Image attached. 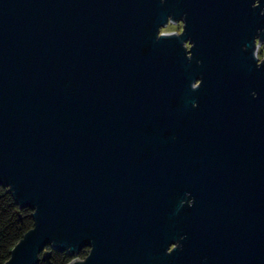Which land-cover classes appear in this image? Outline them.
<instances>
[{"label": "water", "instance_id": "water-1", "mask_svg": "<svg viewBox=\"0 0 264 264\" xmlns=\"http://www.w3.org/2000/svg\"><path fill=\"white\" fill-rule=\"evenodd\" d=\"M247 1L227 29L196 24L188 57L161 0H0V185L34 219L4 264H264Z\"/></svg>", "mask_w": 264, "mask_h": 264}, {"label": "flooded vegetation", "instance_id": "flooded-vegetation-1", "mask_svg": "<svg viewBox=\"0 0 264 264\" xmlns=\"http://www.w3.org/2000/svg\"><path fill=\"white\" fill-rule=\"evenodd\" d=\"M163 12L165 13V22L159 27V35L177 36L185 48L188 57H192V48L195 46V28L204 21H210L221 29H227L242 19L244 12L248 10L247 0H161ZM259 4V0L255 5ZM264 14V7L261 9ZM255 45L257 47V57L259 63L264 61L261 56L264 51V27L258 31ZM243 48L245 46L243 45ZM262 51V53H261ZM200 80L196 84H199ZM194 104V107H197ZM187 194L185 203H192L193 198ZM177 244L172 245L171 249Z\"/></svg>", "mask_w": 264, "mask_h": 264}, {"label": "trees", "instance_id": "trees-1", "mask_svg": "<svg viewBox=\"0 0 264 264\" xmlns=\"http://www.w3.org/2000/svg\"><path fill=\"white\" fill-rule=\"evenodd\" d=\"M32 212L30 208H21L16 204L8 188L0 185V264L10 258L13 247L34 226ZM89 250L84 248L71 256L67 251L53 249L50 260L41 257L39 264H68L75 258L84 259Z\"/></svg>", "mask_w": 264, "mask_h": 264}, {"label": "rangeland", "instance_id": "rangeland-1", "mask_svg": "<svg viewBox=\"0 0 264 264\" xmlns=\"http://www.w3.org/2000/svg\"><path fill=\"white\" fill-rule=\"evenodd\" d=\"M261 53H262V51H261ZM261 56L264 58V51H263V54Z\"/></svg>", "mask_w": 264, "mask_h": 264}]
</instances>
